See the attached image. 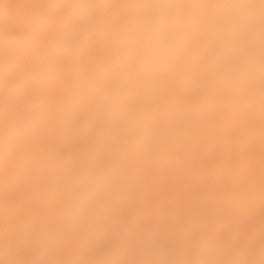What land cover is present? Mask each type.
Returning <instances> with one entry per match:
<instances>
[{
    "label": "clouds",
    "instance_id": "1",
    "mask_svg": "<svg viewBox=\"0 0 264 264\" xmlns=\"http://www.w3.org/2000/svg\"><path fill=\"white\" fill-rule=\"evenodd\" d=\"M214 88L224 90L215 112ZM258 125L264 0H35L0 18V264H264V247L206 238L149 241L130 259L117 235L148 170L172 168L197 143L250 160ZM77 133L104 150L63 161L49 149ZM21 193L42 217L11 210ZM250 195L264 205V177Z\"/></svg>",
    "mask_w": 264,
    "mask_h": 264
},
{
    "label": "bare ground",
    "instance_id": "2",
    "mask_svg": "<svg viewBox=\"0 0 264 264\" xmlns=\"http://www.w3.org/2000/svg\"><path fill=\"white\" fill-rule=\"evenodd\" d=\"M33 2L0 0V18L15 20L19 9ZM223 94V89L214 88L210 111L219 107ZM258 129L261 139L250 160L197 143L172 168L148 170L144 195L118 213L117 235L125 237L133 250L130 259L141 258L139 250L149 241L165 249L187 247L200 238L253 252L264 247V205L250 195L258 191L259 177H264V125ZM48 147L63 161H85L104 150L100 137L78 133L53 138ZM10 208L21 215L43 216L28 193L12 199ZM111 239L110 234L95 249ZM14 244L28 259L20 243ZM72 254L87 256L90 251L76 246Z\"/></svg>",
    "mask_w": 264,
    "mask_h": 264
}]
</instances>
